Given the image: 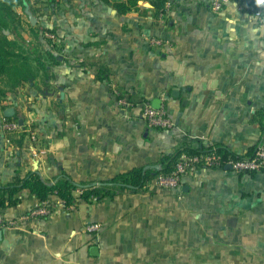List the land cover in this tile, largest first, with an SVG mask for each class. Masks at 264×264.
Wrapping results in <instances>:
<instances>
[{
    "label": "crops",
    "instance_id": "obj_1",
    "mask_svg": "<svg viewBox=\"0 0 264 264\" xmlns=\"http://www.w3.org/2000/svg\"><path fill=\"white\" fill-rule=\"evenodd\" d=\"M212 2L170 0L156 16L142 1L120 15L104 0H57L48 9L32 0L36 26L17 7V41L31 53L32 27L53 33L58 62L49 80L39 75L3 99L24 117V129L8 143L0 111V183L30 171L48 181L65 171L77 183L101 182L161 168L164 155L184 146L251 155L264 141V0H226L218 14ZM152 38L171 47L154 49ZM116 92L134 107L120 106ZM155 101L173 131L142 119L143 105ZM24 131L20 147L14 141ZM18 197L0 211L5 220L40 204L53 213L1 230L0 264H264V174L200 169L180 190L152 181L114 200H79L74 209L56 195ZM88 224L100 231L88 233Z\"/></svg>",
    "mask_w": 264,
    "mask_h": 264
},
{
    "label": "trees",
    "instance_id": "obj_2",
    "mask_svg": "<svg viewBox=\"0 0 264 264\" xmlns=\"http://www.w3.org/2000/svg\"><path fill=\"white\" fill-rule=\"evenodd\" d=\"M47 1L53 3L56 0ZM140 1L150 3L156 16L164 15L166 6L170 2V0H104L105 3L112 5L120 15L140 8ZM236 1L242 2V0ZM38 3V0L34 1L35 5ZM27 5L31 8L32 0H0V111H5L8 108L7 105H3V99L7 93L16 90L25 83L34 82L39 75H43L49 80L51 78L49 67L58 62L57 47H52V41L45 36L47 31L36 27L31 28L35 32L34 36L37 42L35 51L31 53L26 51L17 39L12 38L22 25L16 8L25 9ZM6 120L19 122V120H24V117L17 113L15 117L6 118ZM21 128L24 129V126ZM26 135L25 131L20 133V138L14 142L21 147ZM10 140L12 142L13 137H10ZM256 150L257 148L251 155L244 156L234 154L224 146L216 145L198 149L184 146L173 154L164 155L160 160V170L135 168L101 182L77 183L65 171H61L53 181L45 180L39 171H30L24 176L18 172L9 184L0 183V209L16 207L20 203L18 195L25 190L30 191L41 202L56 195L64 201L67 207H71L79 200L87 203L100 202L105 199L114 200L122 193L143 189L159 175L172 173L183 154H215L227 161L228 159L252 158Z\"/></svg>",
    "mask_w": 264,
    "mask_h": 264
},
{
    "label": "built area",
    "instance_id": "obj_3",
    "mask_svg": "<svg viewBox=\"0 0 264 264\" xmlns=\"http://www.w3.org/2000/svg\"><path fill=\"white\" fill-rule=\"evenodd\" d=\"M226 0H213L212 9L214 13L218 14L224 9V3ZM170 9V4H167L166 11ZM257 16H260L262 12L255 6L250 5L247 8ZM45 36L52 41V47H57L59 44L58 38L52 33H46ZM149 45L154 49H161L164 47H171V44L159 38H152L149 40ZM118 97V104L127 109L134 107L132 102L127 97L116 92ZM142 119L147 123L150 129L173 131L175 129L174 122L168 117L166 111L163 108L155 109L150 104L143 105ZM2 129L6 135H8V143H11L10 137L21 130V125L18 121H4ZM227 170V167H231L228 171H232L238 175L242 174H264V141L257 147V150L252 158L247 159H228L224 161L220 156L215 154H202V155H187L183 154L178 160L175 169L168 175H159L153 180L154 184L161 190H180L182 179L188 175H191L200 169H220ZM76 203L70 208L74 209ZM1 211V209H0ZM53 213L52 207L46 204H40L32 209L28 214L21 217L19 220L8 221L5 220L0 214V231L10 230L17 226L20 221H28L31 219L47 218ZM88 233H98L100 231V225L88 224L85 227Z\"/></svg>",
    "mask_w": 264,
    "mask_h": 264
},
{
    "label": "water",
    "instance_id": "obj_4",
    "mask_svg": "<svg viewBox=\"0 0 264 264\" xmlns=\"http://www.w3.org/2000/svg\"><path fill=\"white\" fill-rule=\"evenodd\" d=\"M243 1H246V0H243ZM145 5L148 6V7H152V5L150 3H146ZM25 12H26V14H27V16L29 18V21L32 24V26H36L37 25V20H36V18H34L32 12L30 11V7L28 5L25 8ZM152 107H154L155 109H160L161 108L160 101H155L153 103ZM15 115H16V111H15L14 108H9V109L4 111L5 118H13V117H15ZM19 123L22 126L23 125V120H20ZM146 169H157V170H160L161 168L159 166H151V167H147ZM226 169L229 170V169H231V167H227ZM1 235H2V232L0 231V236Z\"/></svg>",
    "mask_w": 264,
    "mask_h": 264
},
{
    "label": "rangeland",
    "instance_id": "obj_5",
    "mask_svg": "<svg viewBox=\"0 0 264 264\" xmlns=\"http://www.w3.org/2000/svg\"><path fill=\"white\" fill-rule=\"evenodd\" d=\"M33 1H35V0H33ZM38 1H39V3L36 4V5H38V6H37L38 8L41 7L42 4H46V5H47V6H46L47 9L50 8L51 5H52V3L48 2L47 0H38ZM56 1H57V0H56ZM56 1H55V2H56ZM142 2H144V3H148V2H145V1H142ZM12 38L16 39V36L13 35Z\"/></svg>",
    "mask_w": 264,
    "mask_h": 264
}]
</instances>
